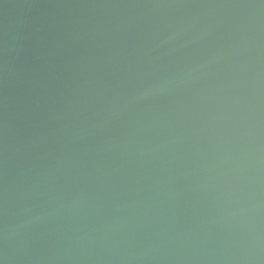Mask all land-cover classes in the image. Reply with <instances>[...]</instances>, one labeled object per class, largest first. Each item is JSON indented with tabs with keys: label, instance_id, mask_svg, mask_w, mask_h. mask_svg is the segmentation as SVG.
<instances>
[{
	"label": "water",
	"instance_id": "1",
	"mask_svg": "<svg viewBox=\"0 0 264 264\" xmlns=\"http://www.w3.org/2000/svg\"><path fill=\"white\" fill-rule=\"evenodd\" d=\"M0 264H264V0H0Z\"/></svg>",
	"mask_w": 264,
	"mask_h": 264
}]
</instances>
